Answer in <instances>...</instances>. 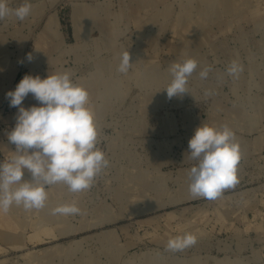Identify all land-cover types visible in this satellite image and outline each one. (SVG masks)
Returning <instances> with one entry per match:
<instances>
[{"label": "rangeland", "instance_id": "374dc122", "mask_svg": "<svg viewBox=\"0 0 264 264\" xmlns=\"http://www.w3.org/2000/svg\"><path fill=\"white\" fill-rule=\"evenodd\" d=\"M30 3L24 21H0V162L16 155L7 133L18 109L6 93L25 75L71 70L110 164L87 191L56 184L41 210L0 212V264H264V0ZM126 50L133 64L123 74ZM187 58L199 63L190 93L169 100L168 68ZM233 60L238 79L226 72ZM33 105L29 94L23 106ZM201 124L228 125L240 145L239 183L213 201L188 190L189 140ZM72 202L83 214H52ZM185 233L197 243L168 250Z\"/></svg>", "mask_w": 264, "mask_h": 264}, {"label": "clouds", "instance_id": "9594fccd", "mask_svg": "<svg viewBox=\"0 0 264 264\" xmlns=\"http://www.w3.org/2000/svg\"><path fill=\"white\" fill-rule=\"evenodd\" d=\"M31 11L30 0L15 8L9 6V0H0V21L8 17L24 21ZM27 59L30 62L32 55L28 54ZM130 61L126 50L121 54L117 71L126 74L133 64ZM198 68L194 58L169 66L170 82L164 88L169 100L190 93L188 82ZM212 71V66L207 65L198 75L204 80ZM226 72L238 79L243 65L233 60ZM73 75L71 70L43 79L25 75L14 91L6 93L9 106L18 109L15 127L7 133L16 155L0 162V212H9L12 206L22 207L26 212L41 210L46 207L47 189L51 186L64 184L70 193L84 192L109 167L105 153L97 147L98 130L89 107V93L83 85L74 82ZM29 94L39 106H23ZM214 94L211 89L204 91L206 98ZM188 149V159L194 162L187 171L188 190L193 198L213 201L239 183L240 145L228 125L201 124L189 140ZM25 172L30 174V179H24ZM51 212L63 216L83 214L75 202L60 204ZM196 243L195 235L185 233L169 239L167 248L176 252Z\"/></svg>", "mask_w": 264, "mask_h": 264}]
</instances>
